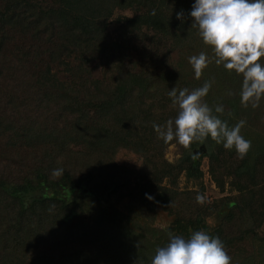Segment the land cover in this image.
Returning <instances> with one entry per match:
<instances>
[{"label":"trees","instance_id":"obj_1","mask_svg":"<svg viewBox=\"0 0 264 264\" xmlns=\"http://www.w3.org/2000/svg\"><path fill=\"white\" fill-rule=\"evenodd\" d=\"M194 3L0 0V264H151L168 231L188 238L197 230L218 236L228 253L248 240L249 251L230 253L232 264H264V99L242 107V76L214 63L195 79L189 57L211 50L191 28ZM117 11L131 15L116 17L111 35ZM212 78L206 102L223 104L230 125L245 120L252 148L240 159L208 140L200 157L212 181L235 193L218 201L232 206L208 229L196 192L177 189L182 173L200 176L198 144L166 145L152 125L177 115L169 90ZM170 145L180 148L173 163L163 159ZM120 150L140 159L137 171L115 162ZM123 199L126 212L117 207ZM154 208L175 218L157 242L150 229H129L134 210L149 222Z\"/></svg>","mask_w":264,"mask_h":264},{"label":"clouds","instance_id":"obj_2","mask_svg":"<svg viewBox=\"0 0 264 264\" xmlns=\"http://www.w3.org/2000/svg\"><path fill=\"white\" fill-rule=\"evenodd\" d=\"M155 15V10L151 13ZM191 28L197 29L202 42L211 50L189 57L196 80L213 63L228 72L242 76L240 103L244 108L256 109L264 99V0H195L190 11ZM183 22V10L176 13ZM215 79L205 80L202 86L168 91L172 105L177 110L174 118L164 124L153 123L157 138L167 145L176 141L191 151L193 144L207 145L209 139L225 150L235 149L243 159L252 148L251 140L241 135L246 125L239 120L230 125L223 104L210 106L206 102ZM228 95H233L229 92ZM228 117L233 113L228 112ZM62 168L53 169L52 175L60 177ZM147 195V194H146ZM148 199H153L147 196ZM199 204L206 202L197 194ZM168 242L157 247L151 264H232L224 242L204 230L193 231L188 238L167 232Z\"/></svg>","mask_w":264,"mask_h":264},{"label":"rangeland","instance_id":"obj_3","mask_svg":"<svg viewBox=\"0 0 264 264\" xmlns=\"http://www.w3.org/2000/svg\"><path fill=\"white\" fill-rule=\"evenodd\" d=\"M131 13L128 11H117L114 13L112 17V22L109 23L107 29L110 32L111 35H114V19L118 16H130ZM204 148L206 147L207 149L210 147L209 144L207 145H202ZM205 148V149H206ZM64 151L68 152H76L81 150L79 147L71 146V145H65L63 147ZM198 149H194V155L196 157L202 156V153H197ZM180 158V148L177 147L176 145H170L168 146L164 153H163V159L166 160L168 163H173L176 160ZM114 160L117 164L124 165L127 168L137 171L140 168L141 161L140 159L137 158L134 154L120 150L119 152L116 153ZM199 168H200V176L196 179L191 178L189 180H186L184 174L182 173L178 180H177V189L179 191H191V192H196V195H194L195 202L197 206L202 210H204V213L206 216H203L201 219V224L207 227L208 229L218 227L222 220L226 217L224 215V212L222 211V208L226 204H230L231 202H225L222 205H219L218 207L216 206L218 201H220L222 198H229L233 196L235 193L233 190H231L228 186V183L225 182L223 184L222 189L218 188L214 182L212 181L209 173H208V167H207V160L205 157H200L199 160ZM203 194L206 197V202L204 204H199L196 201V196L197 194ZM126 203L127 200L123 199L121 203L117 206L118 209H120L122 212H126ZM230 210V206H229ZM228 210V212H229ZM153 218L151 221L146 222V220L139 218V216L135 215V210L133 211L132 214H130V220L131 222L129 223V229H131L135 234L138 233H144L146 230L150 229L152 232L151 233H145L146 237L149 238V240H153L154 242L157 240H163L161 238V233H164V231L169 230L171 224L174 222V216L171 214H168L166 211L161 210L160 208H154L153 210ZM139 224L142 228L141 230H138L134 224ZM174 233V232H173ZM161 244V243H159ZM249 241L244 240L242 242H239L234 245L233 249L230 250V253H236L237 252H242V251H249ZM228 253L230 256L231 254ZM245 253V252H244ZM243 254V253H242Z\"/></svg>","mask_w":264,"mask_h":264},{"label":"water","instance_id":"obj_4","mask_svg":"<svg viewBox=\"0 0 264 264\" xmlns=\"http://www.w3.org/2000/svg\"><path fill=\"white\" fill-rule=\"evenodd\" d=\"M205 153V149H203L202 154ZM229 206H232V203L224 205L222 208V211L224 212V215L228 214ZM227 216V215H226Z\"/></svg>","mask_w":264,"mask_h":264},{"label":"flooded vegetation","instance_id":"obj_5","mask_svg":"<svg viewBox=\"0 0 264 264\" xmlns=\"http://www.w3.org/2000/svg\"><path fill=\"white\" fill-rule=\"evenodd\" d=\"M195 150L196 149H198L197 151V153H202V151H203V149H205L202 145H197L195 148H194ZM194 149L192 150V154L194 155ZM195 156V155H194ZM196 157V156H195Z\"/></svg>","mask_w":264,"mask_h":264}]
</instances>
